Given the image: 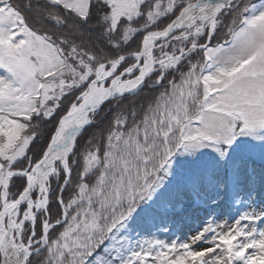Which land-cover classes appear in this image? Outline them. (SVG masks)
I'll return each mask as SVG.
<instances>
[{
  "label": "snow or ice",
  "instance_id": "snow-or-ice-1",
  "mask_svg": "<svg viewBox=\"0 0 264 264\" xmlns=\"http://www.w3.org/2000/svg\"><path fill=\"white\" fill-rule=\"evenodd\" d=\"M0 264H264V0H0Z\"/></svg>",
  "mask_w": 264,
  "mask_h": 264
}]
</instances>
